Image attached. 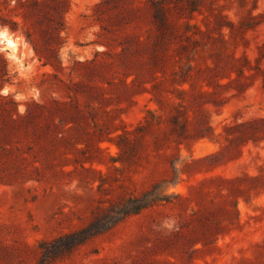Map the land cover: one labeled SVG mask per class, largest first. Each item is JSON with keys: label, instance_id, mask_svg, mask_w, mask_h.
<instances>
[{"label": "rangeland", "instance_id": "374dc122", "mask_svg": "<svg viewBox=\"0 0 264 264\" xmlns=\"http://www.w3.org/2000/svg\"><path fill=\"white\" fill-rule=\"evenodd\" d=\"M199 8L172 10L179 26L158 74L193 66L196 86L215 93L185 96L179 118L207 120L217 139L155 147L147 135L135 151L115 136L157 108L150 83H130L157 35L145 2L68 0L57 43L26 20L39 43L59 44L57 68L21 29L0 27L15 42L2 47L0 36V264H264V132L248 125L264 118V0ZM168 103L163 118L176 113ZM27 106L35 123H6ZM150 191L165 200L116 220Z\"/></svg>", "mask_w": 264, "mask_h": 264}, {"label": "trees", "instance_id": "16d2710c", "mask_svg": "<svg viewBox=\"0 0 264 264\" xmlns=\"http://www.w3.org/2000/svg\"><path fill=\"white\" fill-rule=\"evenodd\" d=\"M139 1L145 2L150 7L153 21L157 29V35L149 50V60L141 63V74L134 72V77L131 79L130 83H150V87H144V90L151 94L149 100L153 101L157 105V108H147L145 114L132 128H123L122 132L115 136V144L121 152H124L126 149L135 151L137 146L142 145L147 135L152 137L150 138V142H152L155 147L170 140L176 142V144L188 143L190 140H198L205 137L216 140L217 134L213 133V129L208 125L207 120L196 118L193 121H189L185 116L184 119L180 120L179 115L183 114V112L181 109H178V107H184L182 101L185 96L204 97L213 95L215 91L203 88L200 84L196 86L191 74L193 68L191 64L180 67V71L174 72L170 77H166L164 74H158L159 71H161L159 67L161 61L164 59L163 50L166 42L170 36L176 33L177 27L179 26L172 18V10L175 12L179 10L200 12L199 3L203 0ZM67 9L68 0H0V27H7L10 31L21 29L26 41L31 44L38 60L43 64H50L57 68L60 65L58 57V48L60 46L59 44L57 46L56 44H52L51 41L57 43L59 40V32L65 28L63 17ZM10 13H15L22 17V26H20L17 21L11 19ZM28 19H32L33 23L41 26L38 30L41 38L44 39V37L48 35L52 40L46 39L43 40L42 43H39L38 39L33 37V33L28 29V26H26V20ZM190 26H195L196 29L200 31L198 25H191L189 22H184L183 27L185 33L190 31ZM142 46V49H144L145 45ZM0 64L4 69L1 75H5L7 73L5 69L7 62L1 53ZM236 69L238 74L243 75L244 68H242V66H236ZM204 79L207 78L205 77ZM210 83L211 82L207 80L205 85L209 87V85H211ZM215 83L217 85V82ZM167 84L173 85L174 89H169ZM185 84H188V87H184ZM174 97L180 100L175 102ZM165 101L172 105L176 113L169 114L167 117L163 118L158 111L164 110ZM208 102L209 101H206L204 103ZM13 103L16 105L15 102ZM34 106L38 108L39 105L34 104ZM57 109L59 110V107L56 105V108L50 109V114L56 113ZM14 114L15 117L10 115L6 120V123L13 128L29 127L40 117V113H36L30 106L26 107L23 114H19L14 108ZM248 125L253 135L260 131L264 132V118L254 119L250 121ZM158 131L161 132L162 135H158ZM172 167L176 170L174 162H172ZM153 193L154 192L151 191L144 193V195H153L149 200L137 198L136 200H138V203L134 206H122L115 212L116 220L122 219L131 213H138L155 202L165 200L164 196Z\"/></svg>", "mask_w": 264, "mask_h": 264}, {"label": "bare ground", "instance_id": "6f19581e", "mask_svg": "<svg viewBox=\"0 0 264 264\" xmlns=\"http://www.w3.org/2000/svg\"><path fill=\"white\" fill-rule=\"evenodd\" d=\"M2 36L5 35V32H1L0 33ZM6 44L8 47H11L12 49H14L13 45H15V42L13 41V39L10 38V36H6Z\"/></svg>", "mask_w": 264, "mask_h": 264}, {"label": "water", "instance_id": "95a60500", "mask_svg": "<svg viewBox=\"0 0 264 264\" xmlns=\"http://www.w3.org/2000/svg\"><path fill=\"white\" fill-rule=\"evenodd\" d=\"M1 32H3V31H1ZM1 36V42H2V47H5V46H7V44H6V36H9L8 34H5V35H0ZM6 51L8 52V54L9 55H11V56H13V53L12 52H9L8 51V48L6 49Z\"/></svg>", "mask_w": 264, "mask_h": 264}]
</instances>
